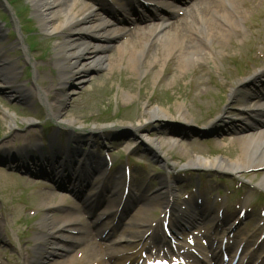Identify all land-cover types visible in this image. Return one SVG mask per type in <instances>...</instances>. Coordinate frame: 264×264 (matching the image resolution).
<instances>
[{
  "label": "rangeland",
  "instance_id": "374dc122",
  "mask_svg": "<svg viewBox=\"0 0 264 264\" xmlns=\"http://www.w3.org/2000/svg\"><path fill=\"white\" fill-rule=\"evenodd\" d=\"M8 1L10 2V0H0L2 31L0 50L3 56L9 57V61L16 66L17 76L14 80L23 86V91L17 92L16 88L13 91L3 86L5 83L0 80L1 141L14 134L11 144L22 146L24 143H33L38 148L41 141L45 140L47 144H41L44 146L43 152L48 155L52 147L58 148L60 159L64 148L68 145L67 139L73 140L70 134L64 131L72 128L58 127L56 123L72 120V126L85 128L81 131L85 134L74 136L77 139L73 143L77 148L72 149L71 152L74 158L85 160L77 155L76 149H81L82 154H89L91 157L96 152L103 158L108 152L114 165L110 169L105 167V175L111 181L120 175L125 165H129L132 172L131 194L142 195L144 191L155 193L161 187V179L166 178L174 182L172 185L177 196L186 198L193 192L189 186L197 185L192 181L199 179L202 183V192L209 188L215 192L210 194L212 195L210 206L215 203L216 208L214 217L221 218L218 211L221 214L223 211L224 216L233 214L232 220L235 221L241 209H248V217H245L248 221L240 230L246 233L247 238L255 239L256 228L262 225L259 231L264 235V188L258 186L264 177V169L255 168L228 173L229 180L224 181V184L219 182L218 178L222 175L214 168L187 165L191 157L235 159L241 152L237 131L246 122L240 121L242 116L238 111L228 115L219 114L218 118L224 117L228 124L225 126L224 122H218V129L215 132L204 130L207 123L201 124L219 106L222 107L224 101L223 108L231 106L230 86L237 81L239 71L250 70L255 65L264 67V64H261L264 60L262 56L264 45L259 40V28L256 24L262 17L264 0H250L255 5L253 9L240 3L243 12L239 25L241 33H233L226 37L223 45L214 44L213 49H210L212 52L208 51L204 59L196 64L193 63L188 69H181L178 59L165 63L160 60L154 70L139 74L127 68L129 55L125 54L121 64L111 69L92 70L83 83H80L82 81H79V77L67 79L64 109L59 118H52L54 121L48 115V107L42 106L41 102L46 98L38 96V92L45 93L46 96L47 89L52 86V94L55 98L59 97L57 84L59 73L53 60L59 36L47 33L40 27L32 0H16L12 5ZM143 8L138 6L136 10L139 13L142 11L147 17L152 15L150 10ZM15 11L22 12L23 19H28L30 31L21 29V21ZM4 15L9 16L8 24V21L3 22ZM116 16L120 22L125 19L124 14L119 12ZM153 18L152 21H157L158 17L153 15ZM30 44L34 45L35 49L30 48ZM108 54L114 55L115 59L120 56L116 48H112ZM197 69H203L204 74L201 83L195 86L197 81L194 76ZM261 85L262 83L257 84L258 88L255 92L264 93V86ZM247 91L252 92V89ZM24 95L30 96L31 100L23 99ZM181 105H184V113L189 124L178 118L175 112ZM240 105L236 104L238 109ZM152 107L169 112L174 118H154L145 121V113ZM5 113L10 114L16 121L12 128L9 127L10 122L5 117ZM45 123L53 125L48 130L47 137L41 128ZM138 123L147 126L143 135L151 141L146 140L141 134L131 137L129 132L124 131ZM113 126L116 128L112 129ZM100 127H105V132L101 135L87 134L94 128ZM172 131L181 133L180 138H176L178 144L173 147L164 145L161 150L157 149L165 153L168 159L166 164L155 155L151 143L152 139L171 137L169 133ZM85 140L89 141V144L82 145ZM90 142H94V146L91 147ZM38 150L36 149L33 154L40 156L41 149ZM38 156L34 157L37 162ZM29 165L33 170L30 173H26L23 169L15 170L13 167L0 166V264H64L55 261L54 256L49 257L50 254H47L49 248L47 246L41 248L43 242L38 240L36 235L38 233L43 235L46 232L40 228L42 217L48 211L46 203H57L63 195L66 197L63 205L68 209L78 204L75 199L77 197L61 190L52 183L53 181L43 179L46 176L38 177L35 175L38 167L32 163ZM86 168L88 165L83 166L82 170L86 171ZM189 172H193V176L190 177ZM107 181L98 182L106 189ZM70 186L73 188V183ZM118 186L121 193L122 183ZM182 188H186L184 193L180 192ZM220 188L224 190L218 196L215 190ZM190 199L195 200V197L191 196ZM161 207L159 204L156 205L146 215V218L154 222L157 230H161ZM62 213L50 212L55 217L61 216ZM87 217L88 213H79L82 225L88 222ZM249 222L254 224H248ZM124 223H129V220H124ZM103 225L111 226V223L105 220ZM111 232L117 235L115 231ZM211 232L212 229L207 230V233ZM98 240L99 237L94 243L85 244L84 247L74 246L68 255L75 260L68 264H90L92 258L100 259L104 264H111L113 261H110V257L106 254L108 243ZM144 243L147 244V241ZM140 245L141 243L138 246L122 244L118 248L129 251L138 249ZM83 249H88L90 252L86 259L83 258L85 256Z\"/></svg>",
  "mask_w": 264,
  "mask_h": 264
},
{
  "label": "bare ground",
  "instance_id": "6f19581e",
  "mask_svg": "<svg viewBox=\"0 0 264 264\" xmlns=\"http://www.w3.org/2000/svg\"><path fill=\"white\" fill-rule=\"evenodd\" d=\"M34 3L35 12L39 18L40 27L47 33L59 36L56 44V53L53 57L54 63L58 68L59 97H54L52 94V86L46 92V98L54 101L49 107L53 115L60 117L65 105L66 80L79 77L80 83H83L93 69H111L115 65L121 64L123 55L128 54L127 68L143 74L154 70L157 67V62L160 60L170 62L171 59L180 61V68L185 70L191 65L198 63L208 55L211 47L214 44H224L226 37L233 33H240V22L242 18V10L239 6L243 3L245 7L253 9L255 5L250 0H150L158 5L157 12L161 19L158 23H149L145 27L138 26L134 30L128 29V26L120 25L116 20L112 19L109 10L105 7L101 0H32ZM137 2L128 1V4L122 5L121 12H129V6L136 5ZM139 5V3H138ZM155 6V5H154ZM264 13V12H263ZM263 21V22H262ZM259 28V40L264 44V14L261 20L256 23ZM253 25H251L252 27ZM0 28V37L2 36ZM126 38V39H125ZM125 39V40H124ZM216 47V46H215ZM214 47V49H215ZM116 48L120 56L115 59L114 55L110 56L108 52ZM212 52V51H211ZM210 54V53H209ZM8 57L3 56L0 50V80L4 85H11L17 76V68L14 64L8 63ZM119 60V61H118ZM142 72V73H141ZM204 70L197 69L195 79L198 86L201 83ZM264 71L254 74L250 79L240 80L231 85L229 97L233 102L242 101L243 105L254 100V97L259 99L252 107H247L241 110V114L247 115V125L242 131L238 130V140L241 145V152L235 158L216 157L205 159L202 157H191L188 160V167H207L218 168L231 173H237L241 170L264 167V95L257 94L249 95L247 93L242 99L241 91L245 88L256 86L257 82H262ZM78 81V82H79ZM23 86H17V92L22 91ZM42 94L41 96H43ZM25 99L29 100L28 95H24ZM233 107L224 110L225 113H232ZM178 118L183 119L188 123V118L184 113V105L179 106L176 111ZM5 117L9 119V127L12 128L16 121L10 114L5 113ZM154 118H174L169 112L162 109L152 107L145 113V121L153 120ZM254 120V121H253ZM67 123H73L72 120H67ZM228 122H225L227 126ZM145 125L138 123L135 125V130L139 133L145 130ZM215 132V131H214ZM175 131L173 132V134ZM15 135L11 134L2 141L0 140V150L7 151L14 145L12 139ZM147 138V137H145ZM151 141V139H146ZM155 147L159 150L164 145L173 147L178 144L176 138L168 137L166 139H152ZM26 146V145H25ZM166 162L165 153H158ZM122 179L119 176L116 179L117 184ZM92 184V182H91ZM264 188V177L258 183ZM101 194V191L91 189L87 197L95 198ZM172 192L167 187L165 195L160 192L154 196L146 195L145 206L140 208L138 214L133 218L131 226L122 228V235L116 241L117 243L128 242L130 237L144 239L145 235L152 230V234L148 239L159 246H165L166 238L154 230L152 223L143 215L149 213L154 205L161 203L164 205V212L177 211L170 197ZM122 195L118 193L117 186L110 189L107 204L109 210L103 212L104 215L116 216L119 212ZM65 196L57 203H46L47 212L42 217L40 228L46 230L43 235H36V238L41 239L49 249V257L54 256L55 261H61L64 264L71 263L74 257L65 253H69L75 244L83 243L84 241H92L91 233L79 226L78 213L79 209L66 211L61 216H52V210L63 208ZM114 203V206L111 204ZM115 209V210H113ZM209 209L204 211L192 210L186 219L185 213L180 212L179 217L174 222L175 229L185 228L188 225L196 227L200 220H209L213 222L212 216L209 214ZM77 214V215H75ZM101 218V215L98 219ZM232 216L227 215L223 224H216L215 229L230 224ZM1 225V223H0ZM188 229V228H187ZM85 232L86 235H78L77 233ZM101 232L100 234H103ZM247 243L249 241H246ZM85 243V242H84ZM245 243V246H247ZM141 249L137 261L142 259ZM89 255V252L86 253ZM59 256V257H58ZM123 262L118 264H126V260H131V257H125ZM125 257V258H124ZM91 263L98 261L93 259ZM132 262L131 264H133ZM103 264V262H97Z\"/></svg>",
  "mask_w": 264,
  "mask_h": 264
}]
</instances>
